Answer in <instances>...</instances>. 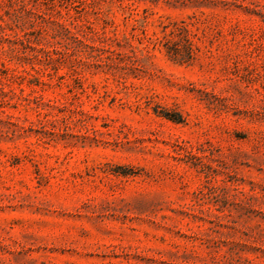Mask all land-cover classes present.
Returning a JSON list of instances; mask_svg holds the SVG:
<instances>
[{"label":"rangeland","instance_id":"374dc122","mask_svg":"<svg viewBox=\"0 0 264 264\" xmlns=\"http://www.w3.org/2000/svg\"><path fill=\"white\" fill-rule=\"evenodd\" d=\"M0 264H264V0H0Z\"/></svg>","mask_w":264,"mask_h":264},{"label":"trees","instance_id":"16d2710c","mask_svg":"<svg viewBox=\"0 0 264 264\" xmlns=\"http://www.w3.org/2000/svg\"><path fill=\"white\" fill-rule=\"evenodd\" d=\"M186 33L185 35H183V39L185 41V49H186V54L188 56V58H185L184 55H182V51L179 48V42L175 41V40H171V39H167L166 43H165V48L166 51L169 55V57L176 61V62H186L188 61L190 58L194 57V43L191 40V38L189 37L188 31L185 30Z\"/></svg>","mask_w":264,"mask_h":264}]
</instances>
